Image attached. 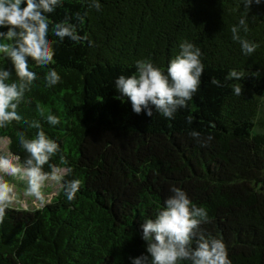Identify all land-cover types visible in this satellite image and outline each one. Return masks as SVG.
Listing matches in <instances>:
<instances>
[{"label":"trees","instance_id":"16d2710c","mask_svg":"<svg viewBox=\"0 0 264 264\" xmlns=\"http://www.w3.org/2000/svg\"><path fill=\"white\" fill-rule=\"evenodd\" d=\"M100 5L96 11L85 0H63L49 14L53 25L69 18L86 39L59 42L51 35L55 63L30 61L39 79L18 108L23 119L0 128L10 152L22 153L21 135L34 138L30 122L40 120L60 145L52 159L63 168V156L71 179L83 182L72 201L61 187L53 209L10 206L0 221V264H131L145 252L140 224L155 216L173 187L208 210L210 222L201 228L224 240L232 264H264V0L248 10L241 0ZM241 18L247 31L241 27L239 36L258 45L250 55L233 39ZM184 41L200 48L205 65L192 101L174 119L133 112L116 78L133 74L139 59L166 70ZM0 66L10 61L0 57ZM49 68L62 78L51 88L44 81ZM232 69L245 77L226 79ZM238 82L240 95L232 87ZM38 105L60 123L49 125Z\"/></svg>","mask_w":264,"mask_h":264},{"label":"clouds","instance_id":"9594fccd","mask_svg":"<svg viewBox=\"0 0 264 264\" xmlns=\"http://www.w3.org/2000/svg\"><path fill=\"white\" fill-rule=\"evenodd\" d=\"M241 2L248 10L253 2L260 4L262 0ZM62 3L63 0H0V57L10 61V66H0V128L23 119L18 108L39 79V73L30 66V61L42 67L55 63L53 45L57 41L51 39V35H55L59 42L65 38L73 42L86 39L77 32L76 24L69 18L52 24L49 14ZM85 3L89 9H101L100 0H85ZM241 27L247 31L246 18H241L239 24L232 27L233 39L239 40L242 52L250 55L258 45L241 39ZM179 48L166 70L156 66L151 59H139L133 74L116 78L115 89L130 101L133 112H143L148 117H153L155 112L174 119L178 111L192 101L201 86L205 65L201 50L194 43L184 41ZM244 77L243 71L232 69L226 79L241 81ZM61 79L55 68H49L44 75L45 84L50 88L58 85ZM211 83L223 86L215 78ZM232 87L236 95L241 94V83ZM37 108L49 125L60 123L59 116L50 112L46 114L39 105ZM30 127L37 131L34 138L21 135L20 144L28 154L22 161L15 154L0 155V221L16 198V186L6 176L24 182L25 193L40 201L45 198L44 188L49 181L60 184L69 201L75 199L82 187V180L67 178L72 169L63 156L60 157L63 168L50 163L61 149L58 142L46 134L40 120H32ZM191 135L200 137L197 131ZM212 139L211 135L207 137L208 142ZM45 165L52 170L46 171ZM171 192L155 216L145 217L140 224L145 252L131 257V264H232L224 240L206 235L201 228L202 224L210 222L208 210L194 204L180 187H173Z\"/></svg>","mask_w":264,"mask_h":264},{"label":"rangeland","instance_id":"374dc122","mask_svg":"<svg viewBox=\"0 0 264 264\" xmlns=\"http://www.w3.org/2000/svg\"><path fill=\"white\" fill-rule=\"evenodd\" d=\"M8 144L9 142L7 139L0 138V155L15 154L16 156L20 157L21 161L28 155L26 152H22V153L10 152ZM51 163L59 167V165L55 162V160L52 159ZM51 170L52 169H49V171ZM10 177L11 176H6V179H8L11 182ZM67 178L71 179L70 175ZM15 186H16L15 187L16 198L14 203L11 205V207H21L23 209L32 210L47 206L53 209L58 207L60 205L59 203H61L56 198L62 186L56 183L55 181H49L46 187L44 188L45 198L43 201L37 200L35 197L28 196L25 193L24 188L22 190L18 188V184L16 182H15Z\"/></svg>","mask_w":264,"mask_h":264}]
</instances>
